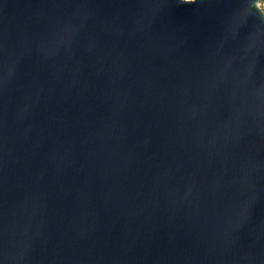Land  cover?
Returning a JSON list of instances; mask_svg holds the SVG:
<instances>
[{"label":"water","instance_id":"water-1","mask_svg":"<svg viewBox=\"0 0 264 264\" xmlns=\"http://www.w3.org/2000/svg\"><path fill=\"white\" fill-rule=\"evenodd\" d=\"M261 0H0V264H264Z\"/></svg>","mask_w":264,"mask_h":264},{"label":"rangeland","instance_id":"rangeland-1","mask_svg":"<svg viewBox=\"0 0 264 264\" xmlns=\"http://www.w3.org/2000/svg\"><path fill=\"white\" fill-rule=\"evenodd\" d=\"M260 10L264 13V0H261L259 3Z\"/></svg>","mask_w":264,"mask_h":264}]
</instances>
